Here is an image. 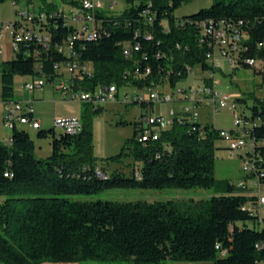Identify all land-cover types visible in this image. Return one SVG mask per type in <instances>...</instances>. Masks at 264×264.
I'll use <instances>...</instances> for the list:
<instances>
[{
	"label": "trees",
	"instance_id": "trees-1",
	"mask_svg": "<svg viewBox=\"0 0 264 264\" xmlns=\"http://www.w3.org/2000/svg\"><path fill=\"white\" fill-rule=\"evenodd\" d=\"M42 1L41 8L48 11L59 8L54 2ZM125 1L126 7L118 15L98 12L95 37L73 40L76 57L59 47L74 33V27L59 15H49L39 25L40 32L49 31V42L36 37L25 40L15 49V57L1 63L3 99L15 100L17 74L41 75L53 81L61 74L55 65L72 59L92 69V76L82 68L74 74L76 85L86 89L103 82L175 85L189 76V66L196 65L204 73L216 72L206 57L208 43L202 23L209 19L224 20L229 30H241L249 52L264 56V44L259 46L264 43V0H215L210 7L182 17H176L174 11L189 0ZM201 38L205 40L201 42ZM147 67L150 73H146ZM83 104L93 113L103 108ZM250 110L260 121L250 132L253 151L241 157H250L255 171L244 172L241 180L258 177L264 183V99ZM91 125L88 111L76 134L38 128L40 137L51 138L52 153L47 157L36 155L35 141L23 127L13 126L10 143L0 141V264H86L88 260L264 264V227L258 230L247 225L248 220L264 224V218L243 208L255 195L230 179L215 176L219 134L214 125L176 118L161 130L159 139L140 140V120L135 121L134 135L126 141L137 163L132 176L120 170L109 172L96 162ZM123 154L124 148L112 159ZM98 166L105 176L97 171ZM114 187H201L214 188L216 193L209 198L160 201L72 200L64 196Z\"/></svg>",
	"mask_w": 264,
	"mask_h": 264
},
{
	"label": "rangeland",
	"instance_id": "rangeland-1",
	"mask_svg": "<svg viewBox=\"0 0 264 264\" xmlns=\"http://www.w3.org/2000/svg\"><path fill=\"white\" fill-rule=\"evenodd\" d=\"M54 2L59 6L70 9L69 4L63 3L61 0H47ZM115 3V7H110L111 2ZM215 0H189L181 4L175 9L176 17H182L199 11L201 8L210 7ZM98 5L102 6L105 15L115 16L121 13L126 7L125 0H97ZM42 0H2L0 1V22L14 20L18 17L17 10L34 9L43 5ZM3 52L0 53V65L4 60L15 57L16 52L13 46V35L11 30H7L2 38ZM222 68L215 73H210L216 82L217 89L221 93H228L237 99V108L240 112L245 111L251 114L250 108L264 99V69L260 68V64L253 67H240L230 70L227 61L221 62ZM61 71L68 76L66 66L61 67ZM208 72L205 73L207 75ZM204 76V75H203ZM37 75L36 79L41 78ZM202 72L198 67L194 66V70L188 78L178 83L179 86H186L202 82ZM33 80L32 76L17 74L15 76V99L23 102L33 101L34 116L41 121L40 129H49L54 127V119L66 116L80 117L84 120V115L89 111L92 119V152L96 162L109 172L120 170L127 176H132L137 163L134 156L126 147L128 138L133 137L135 131V121L142 119V110L140 104L132 102V96L138 89L135 85L122 84L119 86L118 99L110 101L99 112H92L91 109L86 111L87 106L78 100L64 99L56 90V85L62 80L61 76H57L53 81H45L43 87H37L30 92L25 87L26 81ZM208 81L211 80L206 79ZM157 89L165 90L166 87L159 82L155 85ZM167 89L169 87L167 86ZM0 90H1V72H0ZM239 98V99H238ZM154 108L153 114H168L171 107H177L173 102H155L152 104ZM199 120L204 124L215 125L216 128H234L235 114L229 107H222L214 113L210 104L204 103L200 106ZM5 105L0 102V141H5L12 135V128L5 122ZM18 127L25 128L36 144V155L38 157H47L52 153L51 138L40 137L38 128H32L29 125L17 124ZM60 132V130H58ZM216 173L218 179H230L236 185L244 175L242 169V157L245 155L247 148L241 150L230 149L227 147L222 137L216 139ZM251 145H249L250 147ZM124 154L120 159H112L123 151ZM232 151V152H231ZM261 191L264 193V183L260 184ZM252 191V189H250ZM216 193L214 188H129L114 187L107 188L98 193L90 194H71L64 195L72 200H97L110 199L119 201L129 200H147L160 201L177 198H209ZM247 225L251 228L261 230L263 223L254 224L253 220H248ZM43 264H52L44 262ZM86 264H124L122 261H96L88 260ZM168 264H189L184 262L169 260ZM198 264H205L199 262Z\"/></svg>",
	"mask_w": 264,
	"mask_h": 264
},
{
	"label": "built area",
	"instance_id": "built-area-1",
	"mask_svg": "<svg viewBox=\"0 0 264 264\" xmlns=\"http://www.w3.org/2000/svg\"><path fill=\"white\" fill-rule=\"evenodd\" d=\"M115 3L117 2H111L110 7L112 9L115 7ZM69 6V10L64 6H59L58 9L49 11L45 8H41V6L34 9L17 10L18 17L16 19L0 22V53L3 52L2 38L7 30H11L12 32L14 50L19 47L21 42L32 40L35 37L46 43L49 42L51 37L49 31H39V25L47 21L49 15L51 17L59 15L64 18L67 25L74 27V33L65 38L63 43L59 44V47L71 49V44L76 38V34H83V36H87L88 38L95 37L98 34V25H100L98 12L102 7L98 5L97 0H79L78 4H69ZM149 19L152 18L150 17ZM202 25L204 26L203 31L206 34L205 38L208 43L206 57L208 62L215 69L219 70L222 68L221 62L223 59L227 61L230 70L240 67L255 68L257 64H260V68L264 69V56L259 57L249 52L250 45L242 43V36L244 33L241 30L238 28L229 30V26L224 20H204ZM148 36L150 37L151 34H148ZM205 38H201V42H203ZM263 44V42H260L259 46ZM72 56L76 57V51L72 50ZM55 66L59 69L62 78L61 82L57 84L55 88L62 98L86 102L95 107H103L108 102L118 99L119 85L116 82H103L95 89H86L79 84L76 85L74 74H76L80 68L87 72L88 75H93L92 69L87 64H81L76 59H72L63 65L56 64ZM62 66H66L69 74L68 76L61 71ZM196 67L202 72V77L200 78L203 81L199 83H190L186 86L178 85V83L183 80L177 82L175 85L161 83L166 87L165 90H160L155 87L159 82H153L151 84L144 83L140 87L135 84H127L138 87L132 96V102L140 105L143 104L141 108L144 110V113L141 114L142 119L140 120V129H142V132L139 139H159L161 130L169 128L176 118L180 120L181 118L187 117L190 120H199V108L202 104L207 103L211 105L214 113L222 107H229L235 114L234 128H216L214 125L219 137L225 140L227 147L241 150V147H249V145H251L250 150L253 151L254 139L250 136V132L253 129V124H257L260 118L248 115L245 111L240 112L237 108V99L233 98L228 93L219 92L214 78L210 76L209 73L205 75V71H202L200 65H196ZM188 69L191 73L194 70V66H189ZM145 71L146 73H150L151 69L147 67ZM135 72L138 73L139 69H135ZM206 79L211 80V83ZM44 84V77L39 79L33 77V80L25 82V87L32 92L37 87H43ZM167 86L169 89H167ZM0 102L5 105L6 111L4 119L6 124L11 128L17 124L29 125L32 128H40L42 126L41 121L34 116L32 100L28 102L19 101L17 99L5 100L0 90ZM155 102H173L177 104V107H171L166 115H156L153 114L154 108L152 105ZM202 126L203 125H201V128ZM54 128L57 131L60 130L66 133L76 134L82 129V121L80 117L77 116L55 118ZM5 142L10 143L11 137L9 136ZM242 169L247 174L255 171V162L250 159V157L242 159ZM97 171L102 172L99 166L97 167ZM261 183L258 177H254L240 180L238 185L244 189L247 194L255 195V198L247 201L243 205V208H246L248 211L263 219L264 193L261 191ZM250 189L254 191L250 192Z\"/></svg>",
	"mask_w": 264,
	"mask_h": 264
},
{
	"label": "bare ground",
	"instance_id": "bare-ground-1",
	"mask_svg": "<svg viewBox=\"0 0 264 264\" xmlns=\"http://www.w3.org/2000/svg\"><path fill=\"white\" fill-rule=\"evenodd\" d=\"M76 37H79V38H83V34H76ZM60 50H62V51H65V52H67L68 54H70V55H72V50L71 49H65V47H61V49ZM257 124H259V121H257ZM257 124H253V128H255V126L257 125ZM245 147H241V149H244ZM247 148V150H246V154L248 153V151H250V147H246ZM232 152V151H231ZM245 154V155H246ZM244 155V156H245ZM101 174L103 175V176H105L102 172H101Z\"/></svg>",
	"mask_w": 264,
	"mask_h": 264
},
{
	"label": "crops",
	"instance_id": "crops-1",
	"mask_svg": "<svg viewBox=\"0 0 264 264\" xmlns=\"http://www.w3.org/2000/svg\"><path fill=\"white\" fill-rule=\"evenodd\" d=\"M100 9H101L100 11H102L103 13H105V11H104V9H103L102 7H101ZM41 127H42V126H41Z\"/></svg>",
	"mask_w": 264,
	"mask_h": 264
}]
</instances>
